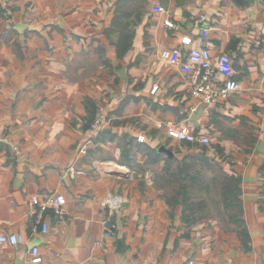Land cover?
Wrapping results in <instances>:
<instances>
[{"label":"crops","instance_id":"crops-1","mask_svg":"<svg viewBox=\"0 0 264 264\" xmlns=\"http://www.w3.org/2000/svg\"><path fill=\"white\" fill-rule=\"evenodd\" d=\"M10 2L11 13L0 3V234L24 240L0 244V264H264V47L254 43L264 36V0H147L121 58L106 34L118 0ZM199 14L208 17L207 33L193 20ZM201 44L213 57L230 54L240 85L209 109L191 95L180 68ZM163 50L179 57L165 61ZM87 99L108 111L103 138L89 130ZM194 104L204 108L198 126L190 119ZM167 124L211 135L221 147L223 158L211 147L207 155L242 180L247 247L229 218L189 225L185 206L168 201L152 169L136 176L134 162L158 166L163 177L167 156L202 153L171 137ZM88 140V153H80ZM195 165L206 174L211 164ZM53 193L67 200L65 220L51 209L48 230H34L31 199ZM111 194L125 202L104 238L102 202Z\"/></svg>","mask_w":264,"mask_h":264},{"label":"built area","instance_id":"built-area-1","mask_svg":"<svg viewBox=\"0 0 264 264\" xmlns=\"http://www.w3.org/2000/svg\"><path fill=\"white\" fill-rule=\"evenodd\" d=\"M0 3L6 7V12L11 13L10 0H0ZM208 17L205 14H199L194 18L196 25L202 26L204 33H207L209 28L205 24ZM191 37H185L183 39L184 44L191 43ZM257 48L264 47V36L259 37L255 42ZM161 58L165 61L174 60L178 55H174L170 50H163L160 54ZM181 71L186 74L191 95L199 99L200 103L204 104L208 109L216 105L222 100H226L232 93L240 89L239 83L234 79V67L233 59L228 53H221L216 57L212 56V53L208 47L201 44L193 47L187 54V60L181 64ZM223 77V78H222ZM199 105H193L191 112L195 113L198 110ZM110 118L108 117V111L105 105H98L96 114L90 123L89 130L93 133H99L104 130L108 124ZM162 123L159 127H163ZM168 134L171 137L180 141H185L193 145H207L212 144L211 138L208 134L201 132H186L180 130L176 125L167 124L165 126ZM91 140L82 143L80 153L87 154L91 147ZM16 154H20L19 147H14ZM125 202V198L120 195H108L102 202V206L105 212V217L102 220V226L104 229L103 237H112L111 223L112 217L117 210H120ZM67 200L64 195L53 193L47 198H40L34 196L31 199L30 215L34 218V230L42 227L46 232L49 225L45 221V216L49 210L54 211V216L58 222L65 220L66 210L65 205ZM23 236L17 233L0 234V244H8L17 246L23 241ZM30 256L37 258L40 254L39 247H34ZM189 264H197L194 260H191Z\"/></svg>","mask_w":264,"mask_h":264},{"label":"trees","instance_id":"trees-1","mask_svg":"<svg viewBox=\"0 0 264 264\" xmlns=\"http://www.w3.org/2000/svg\"><path fill=\"white\" fill-rule=\"evenodd\" d=\"M147 0H118L115 9L114 21L112 27L106 31L108 38L111 43L116 46L118 57H123L132 47L133 40L135 37V30L138 24L141 22L144 16L145 9L144 3ZM87 105L93 104V116L88 121V127L92 122L96 114V105L91 99L86 100ZM91 108V105L89 106ZM107 133V131L101 130L99 132L100 138ZM182 145L192 146L191 143L185 142ZM201 154L191 157H186L182 161L178 160L175 156H167L165 158L166 168L163 178H168L173 182L180 184V191L177 192L176 198H168L170 203L182 202L185 206L184 209V220L189 224H194L198 220L202 219L203 216L193 217L196 213V207L193 205L191 198L187 197V190L189 188L196 187L199 184L205 183L203 172L196 170L195 164H210L214 161L210 156L207 155L208 146H200ZM216 150L221 158H223V151L220 146H217ZM127 160H130L131 154L126 152L124 155ZM156 159L154 163H159L160 158L158 154L155 155ZM224 174V173H223ZM224 178L221 180V192L224 197L225 208L227 211L232 209L234 212L228 214L230 221L234 222L238 227V234L242 239L244 245L247 247L251 237L250 232L247 228L245 220L243 219V204L240 199L241 196V178L235 175L224 174ZM221 178V179H222ZM218 180V179H217ZM219 181V180H218ZM183 198V199H181ZM181 199V200H180Z\"/></svg>","mask_w":264,"mask_h":264},{"label":"rangeland","instance_id":"rangeland-1","mask_svg":"<svg viewBox=\"0 0 264 264\" xmlns=\"http://www.w3.org/2000/svg\"><path fill=\"white\" fill-rule=\"evenodd\" d=\"M210 138L212 139L211 140L212 144H210L208 147H211L212 151H215L213 149L214 148L216 149V145H215L216 142L213 140L211 135H210ZM210 164L211 165L205 167V169H207L209 172L205 170L206 174L202 173L205 183L199 184L193 188L192 187L189 188L187 190V197L191 198V201H193L194 207L197 208L195 210L196 213L193 215V217L203 216L202 219H204L209 216H214L216 217L217 220L221 221L222 223H226L228 221L226 220L228 218V214L234 211L232 209L227 211L225 208V202H224V197L221 192L222 189H221V183H220L221 180L224 179L222 177H224L225 175L223 174L224 172L222 169H219V167H215L216 163L214 161H211ZM133 167H134L136 176L140 175L139 179H142L148 170L152 172L151 171L152 169L155 174L154 181L156 185L160 188H164L167 196L172 197V198L177 197V192L180 191V184L177 182H173L172 180H168V178H163L161 176L162 174L158 166L142 165L139 162H134ZM144 178L146 179V177Z\"/></svg>","mask_w":264,"mask_h":264},{"label":"water","instance_id":"water-1","mask_svg":"<svg viewBox=\"0 0 264 264\" xmlns=\"http://www.w3.org/2000/svg\"><path fill=\"white\" fill-rule=\"evenodd\" d=\"M124 73H125V68L122 69V70L120 71V74H121V75H124ZM203 111H204V108H203V107H200V108H198V110H197L195 113H193V114L191 115V117H190L191 121H192L196 126L199 125V124H198V119H199V118L201 117V115L203 114ZM261 145L264 146V142H262ZM161 149H162V150H165L166 152H168L169 154H171L170 151H168L167 149H165L164 146L161 147ZM259 149H260L261 151L264 152V148H263V149L259 148ZM118 244H119V247H121V246H122V241H119Z\"/></svg>","mask_w":264,"mask_h":264}]
</instances>
